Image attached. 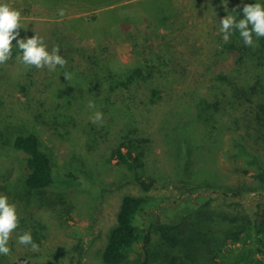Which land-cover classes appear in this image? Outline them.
Listing matches in <instances>:
<instances>
[{
  "label": "trees",
  "instance_id": "obj_1",
  "mask_svg": "<svg viewBox=\"0 0 264 264\" xmlns=\"http://www.w3.org/2000/svg\"><path fill=\"white\" fill-rule=\"evenodd\" d=\"M23 1L45 6L49 11L56 12L55 18L65 16V13L62 16L59 14L60 10L69 8H74L78 12L76 14L97 13L89 18L80 15L65 17L61 21L56 19L57 21L40 28L36 33L43 38L48 51L59 46V54L67 61L64 67L57 66L55 70L57 76L61 72L71 76L66 80L62 74L61 84L54 88V91L58 90L60 99L65 101V92L71 91L75 86L81 88L86 84L87 90L97 95L103 92L100 90H104L106 95L101 102L112 109L118 107L127 110L133 118L134 128L144 127L145 119H149V123L157 121L165 128L166 125L170 126L173 131L170 132L172 135L175 132L176 139L172 142L169 135L167 139L170 144L176 145L178 159L182 142L186 145L188 155L194 147L201 152L199 146H203V136L210 143L212 179H206L201 184L205 183L213 191L221 190L229 208L221 209L222 211L208 208L195 221L166 230L162 234L159 252H153L152 262L261 264L257 256H264V221L248 215L241 200L248 194L264 191V38L254 36L256 46L246 47L236 31L230 37V42L225 43L220 31V20L232 14L239 21L244 18L245 5H264V0L214 1L213 11L209 14H212L211 19L218 24L215 28L216 48L207 70L211 76L210 85L206 88L188 85L178 94L172 95L168 87L176 71L170 68L169 63L174 58L170 55L169 46L159 45L154 48V45L155 40L166 41L167 32L174 31L178 24L175 0ZM204 9H201L203 14ZM20 23L18 39L35 36L25 21ZM71 32L79 33L81 38L92 44L77 47L70 36ZM120 36H126L125 41L132 44V50L139 56L136 62L125 63L121 58L104 55V48L107 46L105 42L117 40ZM12 43V58L0 65V76L2 73L8 74L7 67L10 69L17 60V55H22L16 41ZM139 45L147 46L150 50L143 48L138 51ZM82 63L85 68L80 70L78 66ZM73 65L76 67L72 68ZM23 67L25 74L21 73L8 85L6 94L8 101L12 103L8 104L7 101L8 105L16 107L21 97L14 101L15 93L25 94L26 87L31 89L34 85L35 67ZM3 88L0 84V90ZM4 122L6 120L0 118V144L3 146L9 143L11 149L24 155L23 162L27 171L24 182L28 189L40 191L54 187L56 180L53 162L42 148L39 136L33 132L23 133L18 126ZM68 125L71 128L78 127L79 122L72 120ZM190 128L203 130L198 135ZM197 135L195 144L193 141ZM137 136L134 139L128 138V143L121 142L115 149H103L99 152L104 153L109 161L116 160L125 170L135 174L131 182L147 193L156 187L158 180L152 176H140L148 154L144 143L151 139L145 135ZM88 144L95 150L98 148L93 139L89 138ZM219 154L227 158L233 157L234 162L242 163L235 167L236 183L231 181V175L229 183H221L217 163ZM248 176L252 180H248ZM7 197L9 203L14 204L15 198L12 195ZM149 200L145 195L123 196L116 224L110 230L108 242L102 252L104 264L129 263L131 252L142 240L147 241V247L151 246L150 236L144 234L137 225L138 214ZM25 224L24 221L21 222L14 231V236L27 232ZM31 235L33 241L40 244L41 235L37 232H32ZM8 246L11 251L8 255H0V264H19L10 260L16 246L12 236ZM146 263L149 264L147 261Z\"/></svg>",
  "mask_w": 264,
  "mask_h": 264
},
{
  "label": "rangeland",
  "instance_id": "obj_2",
  "mask_svg": "<svg viewBox=\"0 0 264 264\" xmlns=\"http://www.w3.org/2000/svg\"><path fill=\"white\" fill-rule=\"evenodd\" d=\"M214 1L175 0L178 24L174 31L167 32L166 41L155 40L154 48L169 46L170 55L174 58L169 63L170 68L176 71L168 87L170 95L178 94L188 85L203 88L210 85L211 76L207 70L216 48L215 28L218 24L209 14L213 11ZM0 4H8L18 10L21 21L29 25L34 35L56 19L61 21L65 17L80 15L89 18L97 14H76L78 12L74 8H69L64 11L65 16L55 18L56 12L36 3L0 0ZM202 8H205V14ZM70 36L79 48L92 44L81 38L79 33L71 32ZM126 38L120 36L117 40H107L104 55L121 58L125 63L136 62L139 56L132 50V44L125 41ZM143 48L147 49V46L139 45L138 51ZM23 66V63L15 60L10 69L7 67L8 74L2 73L0 76V84L4 87L0 90V118L6 120L4 123L18 126L23 133L33 132L39 136L42 148L52 159L56 185L40 191L28 189L24 182L27 174L24 155L11 149L9 143L0 144V195H12L19 225L24 221L27 231L41 235L39 249L33 251L30 245L19 244L13 232L11 236L16 246L10 260L19 264H104L102 252L110 230L116 224L122 198L125 194H133L150 198L138 214L137 225L150 236L151 246L147 247V241L142 240L131 252L130 262L125 264H144L146 261L158 264L157 260L152 262L153 252H159L162 234L166 230L195 221L208 208H218V211L229 208L221 190L213 191L205 183L201 184L206 179H212L213 170L210 143L206 136H203V146H199L201 152L194 147L190 155L182 142L178 159L176 145L170 144L167 139L168 135L172 142L176 139L175 132L171 134L170 126L166 125L165 128L157 121L149 123V119H145L144 127L134 128L133 118L127 110L118 107L112 109L102 103L105 91L100 90L103 92L97 95L88 91L86 84L82 89L75 86L65 92L67 99L64 101L54 88L61 84V75L65 73L57 76L55 71H48L47 68H34L33 87H26L25 94L15 93L14 101L20 97L22 99H19L16 107L8 105L12 104L6 94L8 85L21 73L25 74ZM78 68L83 70L85 64H80ZM62 85L67 87L64 83ZM90 101L94 102L95 108L88 107ZM97 111L103 114V120L94 124L90 117ZM72 120L78 121L79 126L71 128L68 124ZM201 129L191 130L199 135ZM137 135L151 139L144 143L148 154L140 176L158 179L156 187L147 193L131 182L135 174L125 170L116 160L109 161L104 153L99 152L115 149L121 142L128 143V138L134 139ZM198 135L193 141L195 144ZM89 138L98 144L96 150L89 147ZM233 160V157L218 155L221 183H229L230 175L231 181L236 180L235 167L241 162ZM248 180L252 178L248 176ZM241 202L248 215L264 221V191L248 194ZM257 257L261 264L264 263V256Z\"/></svg>",
  "mask_w": 264,
  "mask_h": 264
},
{
  "label": "clouds",
  "instance_id": "obj_3",
  "mask_svg": "<svg viewBox=\"0 0 264 264\" xmlns=\"http://www.w3.org/2000/svg\"><path fill=\"white\" fill-rule=\"evenodd\" d=\"M64 15L63 9L59 13ZM243 19L237 21L236 16L229 14L220 20V31L223 33V41L230 42V37L239 32L240 38L246 47H255L256 38H264V5L255 3L243 7ZM21 13L11 8L8 4H0V65H4L12 58L13 41L22 55H17V61L26 67L37 69L47 68L55 71L57 66L64 67L67 61L59 54V46L53 47L51 52L47 50L43 38L35 36L26 39H18L21 28ZM65 79L71 78L70 74L64 75ZM90 109L95 108L94 102L88 104ZM90 120L97 124L102 122L103 114L95 112ZM19 227V216L14 204L9 203L6 195H0V255H8L11 251L9 241L12 233ZM18 243L31 246L33 251L39 249V245L33 241L30 231L18 236Z\"/></svg>",
  "mask_w": 264,
  "mask_h": 264
}]
</instances>
